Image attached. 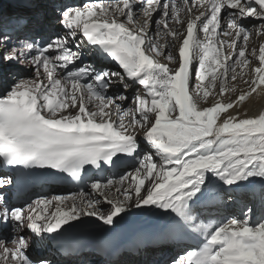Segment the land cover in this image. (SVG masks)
<instances>
[{
  "label": "snow or ice",
  "instance_id": "6c2138e0",
  "mask_svg": "<svg viewBox=\"0 0 264 264\" xmlns=\"http://www.w3.org/2000/svg\"><path fill=\"white\" fill-rule=\"evenodd\" d=\"M58 23L45 40L38 18L0 16V264H55L49 244L79 257L63 240L86 218L113 232L137 211L199 238L171 264H264V217L211 215L264 187V110L246 106L264 95V0H90ZM57 174L91 194L15 203Z\"/></svg>",
  "mask_w": 264,
  "mask_h": 264
},
{
  "label": "bare ground",
  "instance_id": "6f19581e",
  "mask_svg": "<svg viewBox=\"0 0 264 264\" xmlns=\"http://www.w3.org/2000/svg\"><path fill=\"white\" fill-rule=\"evenodd\" d=\"M40 1L41 0H0L2 4L8 3V5L14 6V8L17 7L19 9L18 13H22L21 16L18 17H25V15L28 14L33 18H38L41 21V25H42L40 28V35H42L45 40L49 38H55L56 35L64 34V29L59 23L52 24L53 23L52 21H51L52 23L51 22L48 23L47 21L48 17L46 18V16L44 15L43 17L38 16L39 14L45 11L43 7L42 8L37 7L35 10V7L39 5ZM45 1L48 2L47 0H44V2ZM86 1L87 0H68V3L75 5H82ZM24 2L25 4H23ZM87 2H90V0ZM2 4H0V8ZM25 9H28L30 11L26 12ZM13 15L14 14H12V16ZM48 24L51 25V27L53 26L54 28L50 29ZM36 39L39 41L40 36L38 35ZM258 44L259 41H257V46ZM82 47L87 48L86 41H85V45H82ZM86 61L89 64H94L95 66H97V68L103 67V68H108L110 70H120L118 69V66L115 64V62L104 63L103 61H101L100 56L96 55L95 53L86 57ZM21 74L24 77L31 76V72L28 69H23L21 71ZM8 76L9 79L13 78L10 73ZM237 83L239 84L240 87L246 89V86L243 85L242 82L238 81ZM129 90H131L132 92V89ZM230 99H235V96L231 93H226V95L223 98V102H228ZM252 103H256V105H254L255 107L251 106ZM246 106L250 107L251 109L249 112L250 115L254 114L255 112L264 110V95L257 97L254 94L253 97H250L249 100L246 101ZM230 111L235 112V109H232ZM130 169L131 168L129 167L128 170ZM5 175L6 173L4 172V170L2 169V165L0 164V176H5ZM112 178H118V174L113 175ZM83 190L88 191L89 194H91L88 186H84ZM78 191L80 190L76 188H72V190L58 192L56 191L55 187H50L48 190L41 189L35 191L33 193L32 200L41 196L69 195ZM13 195L14 194L11 191H9L7 198L12 199ZM15 203L19 205V204H24L25 201L24 202L15 201ZM251 203L253 204V208L255 210L254 219L257 220V217L262 211V207L264 204V187H262V182L259 179H255L253 182L247 183L246 186L241 188L240 191L232 193L228 205L230 207L228 212H226L225 209L223 208L222 209L220 208L219 211L214 209L211 215H217V214L222 216L240 215L242 213V210L245 209V206L251 205ZM205 215L207 216L209 214L206 212ZM86 219L89 220V223L83 224L81 228L88 229L91 233L95 234L98 239L102 236H110L113 241H111L106 245H98V246L94 245L92 250L83 252V254L79 257H75L71 255L65 256L56 253L52 250L50 245L42 249L40 254L48 256L50 259H52L55 262V264L124 263L123 259H125L128 252L132 250V247L127 246L126 240L129 238L130 234H133L135 232H141L143 238L140 244L135 245L137 247V252H136L137 258L134 261H132L130 264H171V260L174 257H176L178 254L183 255L185 249L191 250L194 247V246L192 247L185 245V237L176 240V239H172L169 236L168 234L169 222H168V218L164 215L144 214L137 211L133 214L128 215L127 218L124 221H122L121 224L113 232L106 231L104 227L100 224V222L95 221L92 218H86ZM3 234L8 235L9 233L6 230ZM195 241L198 240L196 239ZM31 254L33 257H35L37 253L32 252ZM156 257L158 258L156 259Z\"/></svg>",
  "mask_w": 264,
  "mask_h": 264
},
{
  "label": "rangeland",
  "instance_id": "374dc122",
  "mask_svg": "<svg viewBox=\"0 0 264 264\" xmlns=\"http://www.w3.org/2000/svg\"><path fill=\"white\" fill-rule=\"evenodd\" d=\"M48 2H44V0L42 1H40L39 2V5H37L36 7H35V10H36V8L38 7V8H44V12H42L41 14H39L38 16H42L43 17V15L44 16H46V18L48 19L47 21H48V23L49 22H51L52 24H57L58 23V8H59V6L60 5H62V4H65V3H67V4H69L68 3V0H47ZM87 1H89V0H87ZM86 1V2H87ZM45 3V4H44ZM57 3V4H56ZM0 4H2L1 2H0ZM7 4V5H6ZM57 6V7H56ZM17 8V7H16ZM14 8V6H11V5H8V3H4V4H2V6H1V8H0V12H1V15L0 16H3L5 19L7 18V17H14V15H15V17H18V16H21V14L22 13H18L19 12V9L17 8ZM5 9V10H4ZM25 11L26 12H28V11H30V10H28V9H25ZM12 14H14L13 16H12ZM27 15L28 14H26L25 15V17H27ZM29 17H31L30 15H28V17L27 18H29ZM57 17V18H56ZM33 17H31V18H29V19H32ZM55 18V19H54ZM49 25V24H48ZM55 26V25H54ZM49 27H50V29H53L54 27L52 26L51 27V25H49ZM256 44H257V41H256ZM9 75V74H8ZM7 79H9V76H7ZM137 88H140V86H137ZM130 91V92H129ZM128 92H129V94L131 93V90H129ZM226 95V94H225ZM254 105H256V103H252L251 104V106L253 107ZM255 107V106H254ZM131 170V169H130ZM62 191H65V190H61V192ZM59 192V191H58ZM253 203V202H252ZM251 203V206L253 207V204ZM229 203H227L226 205H224V206H222L221 207V209L223 208V209H225V211L226 212H228V210H229ZM242 213H243V210H242ZM242 213L240 214V215H234V216H236V217H242ZM229 216H232V215H229ZM261 217H264V204H263V207H262V211L260 212V214L258 215V217H257V220H259ZM255 220L256 219H254V221L253 222H255ZM158 257H156V259H157ZM133 257H131V256H129V257H126L125 259H123V261H124V263H118V264H130L132 261H133Z\"/></svg>",
  "mask_w": 264,
  "mask_h": 264
}]
</instances>
